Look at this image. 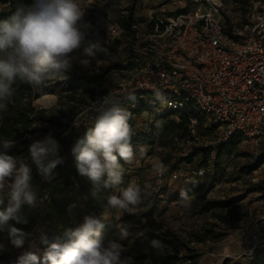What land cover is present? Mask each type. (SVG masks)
I'll return each instance as SVG.
<instances>
[{
	"label": "rangeland",
	"instance_id": "1",
	"mask_svg": "<svg viewBox=\"0 0 264 264\" xmlns=\"http://www.w3.org/2000/svg\"><path fill=\"white\" fill-rule=\"evenodd\" d=\"M251 1L257 0H222L225 24L239 27L246 19L245 15ZM76 2L84 13L82 23L88 22L92 26L90 38L100 39L108 52L107 54H97L91 69L82 68L78 64H74L72 69L90 75H101L103 87L107 92H112L120 81L121 73L116 65L120 63L122 55H119L118 49L111 45L107 30L112 23L120 22L122 17H125L126 11L130 9L133 11L137 8L138 2L137 0H76ZM107 64L113 68L106 69ZM65 75L67 76L66 80L51 79L47 83V85H59L56 87L55 94H47L52 96L53 101L38 104L35 99L32 102L35 109H44V117L56 119L61 123L67 122L81 108L96 101L89 98L87 94L81 93L75 95V99L68 105L60 104L65 101L60 96L63 95L64 83L69 80L68 73ZM139 100H141L140 104H143V107L156 103L148 96ZM153 118L154 115L146 110L139 114L136 113L129 122L134 132L132 137L147 133ZM32 128L34 129L33 133L36 134L27 139V145L23 146L26 149V155L18 156V158H24L31 166L32 178H35V181L49 183L56 176H59L56 180L57 189L54 196L57 197L60 193H65L75 197L78 206L72 208L67 213V217L71 223L79 227L84 222V218L90 216L84 210L86 197L76 194L80 182L74 178L72 171L70 169L60 170L62 165L68 163L69 160L75 161V158L68 153L63 158V163L57 165L53 170L49 180H45L39 173L34 175L33 170L36 166L30 160L29 145L33 140L43 139L49 133L58 138L59 129L57 124L43 121H35ZM218 137V132L210 133L207 135L204 145H195L187 142L186 136L179 143L174 141L167 150H163L156 144L145 145L148 151L143 159L137 157L138 163L134 161L132 164H126L121 160L123 184L118 188L111 189L110 196H119L122 189L126 188L129 183H135L141 187V203L136 206L133 213L118 212L110 207L97 217H101L105 224L114 229L115 238L112 240L121 244L123 257H132L136 264H157L155 256L148 257V246L152 247L151 241L153 239L169 241L170 244L166 245L167 252L171 253L176 250L179 255L184 253L182 245L186 243L188 247L198 253L197 264H222L225 259H229L231 263H245L256 249L264 247V233H262L264 232V166L261 165L250 174L240 172V168L255 153L245 143H242L237 154L234 157L223 158L218 168L214 167L213 150L208 157L198 153L192 157L190 162L181 160L194 151L209 149ZM69 139L67 138V140ZM65 140L66 138L62 141ZM62 144L64 149L69 152L70 144L66 142H62ZM132 144L134 148L140 146L135 142ZM172 147H174L173 151L169 153L168 150ZM211 149L213 148L211 147ZM157 160L165 165V172L161 175L163 177L162 182L159 181V176L152 169L153 162ZM174 173L177 177L179 174H187L190 180L175 182L172 177ZM213 174L218 180L213 181L209 191L206 192L204 180L206 175ZM181 190H186L193 196L190 207H184L180 203L179 193ZM35 197L44 200V207H41L43 203L39 201H36L38 210H35V207L31 205L36 215V221L31 231L32 237L25 240V244L21 248L8 243L6 235L3 237V250L11 256L13 264H16L17 258L25 251L31 250L37 254L42 253L41 243L46 233L50 232L47 220L50 195L45 192L42 196L35 194ZM230 197L235 198L240 205V221L236 227L225 230L226 238L216 243L209 241L203 243L188 242V240L190 241L189 231L196 230L207 222H213L209 213L201 208L204 201ZM124 228L127 229L128 234L126 238L122 239L120 229ZM218 230L219 228H216V231ZM156 231H159L160 234L156 235ZM0 264L3 262L0 261Z\"/></svg>",
	"mask_w": 264,
	"mask_h": 264
},
{
	"label": "clouds",
	"instance_id": "2",
	"mask_svg": "<svg viewBox=\"0 0 264 264\" xmlns=\"http://www.w3.org/2000/svg\"><path fill=\"white\" fill-rule=\"evenodd\" d=\"M83 17L76 0H31L30 3L18 0L15 11L8 19L0 21V122L8 114L15 96L12 84L17 76L32 88L42 89L51 79L66 80L65 73L71 71L74 64L91 69L97 54H107L108 49L100 39L90 38L92 26L82 23ZM157 99L161 96L157 95ZM95 112L92 126L71 149L78 173L92 183L93 195L102 189L122 185L120 161L138 163L137 157L143 159L148 151L145 145L134 148L130 113L121 106L119 99L104 97ZM73 125L79 127L80 123L74 120ZM14 144V139L0 136V204L4 202L5 193L9 196L8 205L0 209V232L7 231L11 244L21 248L26 234L9 221L27 223L19 215L21 205H34L36 197L30 190L31 166L24 158L8 154ZM59 149L51 133L29 145L31 161L45 180H49L57 165L63 163ZM152 169L156 175H163L165 165L157 160ZM179 199L184 207H190L193 196L181 190ZM140 203L141 187L135 183H129L119 196L107 199L109 207L122 213H133ZM104 227L101 217L86 216L79 227L67 230L62 238L49 244L42 256L25 251L16 264H134L132 257L122 256L120 243L105 242L101 231ZM120 234L122 239L126 238L127 229H120ZM43 242L46 243V239ZM159 243L155 239L151 241L153 246ZM3 247L0 244V250Z\"/></svg>",
	"mask_w": 264,
	"mask_h": 264
},
{
	"label": "built area",
	"instance_id": "3",
	"mask_svg": "<svg viewBox=\"0 0 264 264\" xmlns=\"http://www.w3.org/2000/svg\"><path fill=\"white\" fill-rule=\"evenodd\" d=\"M137 2L128 29L116 22L108 27L109 41L122 55L121 77L104 97L119 99L132 119L138 100L148 96L157 102L153 115H171L176 122L183 118L187 142L204 145L207 135L218 132L210 145L214 151L237 133L251 151L259 152L264 147V0L251 1L239 27L225 24L222 0ZM103 98L81 108L66 130H59L54 138L60 157L73 155L62 140L77 139L78 132L93 124ZM35 134L24 133L15 144ZM172 177L175 182L190 180L187 174ZM36 201L44 207L36 197L35 210Z\"/></svg>",
	"mask_w": 264,
	"mask_h": 264
},
{
	"label": "trees",
	"instance_id": "4",
	"mask_svg": "<svg viewBox=\"0 0 264 264\" xmlns=\"http://www.w3.org/2000/svg\"><path fill=\"white\" fill-rule=\"evenodd\" d=\"M17 2L18 0H0V21L8 19L12 12L15 11ZM24 2L30 3L31 0H24ZM131 16L132 9L127 11L125 17H122L120 22L116 23H118L123 29H128ZM243 22H245V19L243 20ZM108 64L106 69L113 68ZM116 66V68L120 67L118 64ZM67 73L69 76V80L67 81V83H64V87L62 89L63 95L60 96V98L65 99V101L60 104L68 105L69 102L75 99V95L81 93L87 94L89 98H92L96 100L95 102H98L99 99L103 98L107 93L106 89L103 87L101 75H90L74 69ZM58 86L59 85L56 84H48L42 89H34L30 84L22 81L17 76L12 84V87L15 89V96L13 97L12 102L9 104L8 114L0 124V136L16 140L23 136L24 133L32 134L34 131L32 125L35 121H43L47 123L53 122L54 124H57L60 131L66 130L67 124L70 119L67 122L61 123L56 119L46 118L43 116L44 109L38 110L35 109L32 105L33 100L38 99L43 95L55 94L56 87ZM140 102L141 100H138V105L134 110L135 114H139L144 110L149 111L153 114L157 102L154 104H149L147 107H143V104H140ZM130 121L131 119L129 120V122ZM158 123L160 127H157ZM87 128L78 133L77 139L84 136ZM185 137L186 129L185 121L183 120V118H180V121L176 122L171 117V115L156 114L154 115L151 125L149 126V131L144 135L132 137V142H135L139 145L156 144L163 150H167V148L171 147V144H173L174 141H176V143H179ZM77 139L71 137L69 140L66 139L62 142L70 144L71 148L74 146ZM243 140L244 138L241 134L235 133L231 135L225 142L218 143L217 147L214 149V167L218 168L223 158L234 157L237 154L240 145L243 143ZM26 145L27 139H21L18 143L14 144L13 148L8 150V154L15 157L25 156L26 149L23 148V146ZM173 148L174 147L168 150V152L171 153V151H173ZM211 150L212 149L209 148L194 151L187 154L181 160L190 162L192 157L198 153L202 154L204 157H208ZM245 156L248 157V155ZM261 165H264V147H261L260 151L257 154L249 157L247 163L240 168V172L250 174L252 171L257 170ZM61 169H70L75 176L74 178L79 180L80 187L78 188L76 194L84 195L86 197L84 201V210L86 214L97 217L101 215L106 208H110L107 205V199L111 195V189H102L99 193L93 195V186L91 181L87 177L81 176L78 173L75 161L69 160L68 163L62 165V168H60V170ZM37 173L38 170L35 167V169L33 170V174L35 175ZM58 177L59 176H56L55 179L51 180L49 183L35 181V178H32L30 182V190L34 194L42 196L45 192H47L50 195L47 211V220L49 223L50 232L46 233V236L44 238V240L46 239L47 242L41 243L42 253L38 254L40 256L43 255V252L49 244L55 242L57 238H62L67 230H74L75 228H77V226L71 223L67 217V213L72 208H76L78 206L75 197H73L72 194H69L68 196L65 193H60L57 197L54 196L57 189L56 180L58 179ZM216 180L218 179L215 178V174L210 176L206 175L203 183L207 188L206 192L209 191L211 183ZM3 201V204H0V209H3L8 205L9 196L7 193L4 194ZM201 208L203 211L209 213L213 222H207L200 228L189 231L188 234L190 241L188 240V242H220L227 236L225 230L236 227L240 221V205L238 201L233 197L217 200L207 199L204 201ZM19 215L25 218L27 220V223H17L14 220H10L9 224L21 229L26 234L25 240H28L32 237L31 231L36 221V215L34 213L33 207L27 203L22 204ZM216 228H219V230L216 231ZM101 231L105 242L115 238L114 229H112L110 225L105 224V227ZM4 235H6L7 242L11 243L7 231H3L0 232V244H2L3 242ZM158 241L160 242L159 246H148V257L155 256L157 264H197L199 259L198 253L188 247L186 243L182 245V247L184 248V253L179 255L176 250L171 253L167 252L166 245L170 244L169 241ZM0 261H2L3 264H13L11 256L4 250H0ZM222 264H264V247L256 249L250 259L245 263H231L229 259H225Z\"/></svg>",
	"mask_w": 264,
	"mask_h": 264
},
{
	"label": "bare ground",
	"instance_id": "5",
	"mask_svg": "<svg viewBox=\"0 0 264 264\" xmlns=\"http://www.w3.org/2000/svg\"><path fill=\"white\" fill-rule=\"evenodd\" d=\"M36 100H37L38 104H44V103H48L50 101H53V98H52V96L46 94V95H43Z\"/></svg>",
	"mask_w": 264,
	"mask_h": 264
}]
</instances>
